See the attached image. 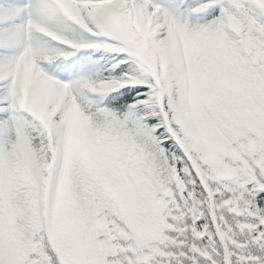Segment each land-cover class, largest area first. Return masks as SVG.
Listing matches in <instances>:
<instances>
[{"label": "snow or ice", "instance_id": "obj_1", "mask_svg": "<svg viewBox=\"0 0 264 264\" xmlns=\"http://www.w3.org/2000/svg\"><path fill=\"white\" fill-rule=\"evenodd\" d=\"M0 264H264V0H0Z\"/></svg>", "mask_w": 264, "mask_h": 264}]
</instances>
